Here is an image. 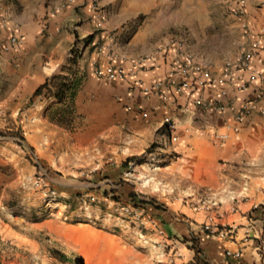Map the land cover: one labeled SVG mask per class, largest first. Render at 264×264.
<instances>
[{
	"label": "crops",
	"instance_id": "crops-1",
	"mask_svg": "<svg viewBox=\"0 0 264 264\" xmlns=\"http://www.w3.org/2000/svg\"><path fill=\"white\" fill-rule=\"evenodd\" d=\"M68 1L0 0V76L10 74L14 82L5 101L0 99V114L10 111L11 118L24 130L23 143L19 142V137L0 135V201L3 205L0 213L17 212L9 206L10 198L23 195L24 187L33 182L40 167L48 172L53 185L63 195L64 201L60 200L56 205L68 206L66 200L79 189H88L89 185L58 173L67 166L64 159H70L71 165L89 164L97 176L104 170L114 172L119 168L120 161L142 155L152 143L166 140L167 152L174 150L178 153L176 159L171 155L163 157L166 171L177 173L188 181L195 198L219 201L223 216L218 220L223 225L232 222V218L244 222L246 217L239 209L236 210L237 205H243V185L236 180L235 161L243 158L238 151L241 143L252 148L253 141L248 130L264 116L255 114L249 117L240 134L234 135L229 126L230 111L221 113L188 106L186 95L180 98L181 106H168L156 95L146 96L126 82L98 78L95 74L97 64L107 65L115 60L128 64L130 59L148 52V49H142V45L155 25L145 22L134 30L126 44L123 25L140 14L162 13L163 0H101L106 7V13L101 15L105 16L104 21L93 10L92 0H72L68 6L57 9ZM247 7V16L264 41V0H247ZM44 26H48L45 33ZM116 29L118 32H114ZM11 35L22 36L24 43L6 50L5 45ZM92 35V42L83 43L87 36ZM78 40H82L79 45L84 44L83 58L79 61L81 73H76L82 79L81 84L74 93L69 91L64 98H59L56 96L58 86L50 82L36 96L38 88L53 75L59 74L56 73L59 66L66 63L70 48ZM155 54V61L151 62L157 66L142 74L147 82L165 78L169 73L164 54ZM25 61L29 64L24 65ZM34 63H37L36 68ZM8 65L10 68H7ZM208 66L213 73L221 72ZM217 90L216 86H210L205 94L211 97ZM234 95L236 93L233 92ZM240 96L244 97L246 93ZM241 97L232 99L234 107ZM68 105L73 109L72 125H76L72 131L66 128ZM167 116L177 122V128L172 132L163 122ZM215 130L230 131L231 138L220 143L213 135ZM243 133L245 136L241 139ZM173 136L176 138L173 139ZM36 194L42 197L40 192ZM248 201L246 204H254V200ZM44 202L55 205L46 200ZM163 207L166 208L165 205ZM158 211L164 220V228L172 237L171 241L182 254L180 262L189 260L194 264L200 260L211 264H264L256 240L260 231L258 223L239 227L235 240L229 241L226 234H211L201 229L205 220L201 212L192 216L186 211ZM180 212H184L185 216ZM30 223L32 232H37L38 223L45 224L34 218ZM64 228L67 229V225ZM73 231L76 239H85L86 251L96 264H116L119 260L120 264H131L130 260L138 256L128 252L121 237L113 232L91 224H74ZM194 234L199 239V253L188 247L189 240L183 241ZM239 248L243 250L239 260L226 255L227 249Z\"/></svg>",
	"mask_w": 264,
	"mask_h": 264
},
{
	"label": "rangeland",
	"instance_id": "rangeland-1",
	"mask_svg": "<svg viewBox=\"0 0 264 264\" xmlns=\"http://www.w3.org/2000/svg\"><path fill=\"white\" fill-rule=\"evenodd\" d=\"M237 4L238 0H163L162 13L140 14L130 19L128 23H124L125 44L134 30L145 22L151 23L155 26L150 30L145 44L142 45V49H148V52L136 57L153 54L160 46L178 41L198 59L221 70L226 61L237 57L250 46L253 31L259 32L247 16V0L246 11L242 15L235 13ZM91 5L95 10L93 3ZM97 7L98 16L101 17L99 19L104 21L105 16L101 15L106 13V7L102 5L101 0H98ZM243 20L247 21L248 27L242 25ZM47 29L48 26H44L43 33L47 32ZM114 32H118V29ZM93 40L94 35L87 36L83 43H90ZM80 41L82 40L72 45L66 63L59 66L56 72L59 73L58 79L53 81V86L60 85L61 80L74 84L76 87L81 84L82 79L79 78V74H76L81 73L79 61L83 58L82 45L84 44L79 45ZM206 59L209 60L206 61ZM28 64L25 61L24 65ZM33 67L36 68L37 63H34ZM7 68H10V65ZM0 73H2L1 68ZM13 84L10 74L7 77L0 76V99L5 101ZM10 114L8 110L0 114L3 119L0 122V135L23 137V128L11 118ZM66 114V128L72 131L76 125H72L71 105H68ZM248 133L251 135L253 146L249 148L241 143L238 151L243 154V158L235 161L236 180L243 185V194H241L243 205H237L236 210L239 209L246 218L244 222H237L232 218V222L226 225L228 227L230 224L237 223L236 230H238L241 226L247 227L250 223H258L260 231L257 233L259 236L256 240L259 243V252L264 258V117L250 128ZM244 136V133L241 134V139H244ZM166 149H168L166 140L162 143H152L147 151L142 155L133 156L130 162L120 161L119 168L114 172L104 170L97 176L89 164L71 165L70 159H64L67 166L58 173L89 185V190L79 189L70 198H66L68 206L47 205L44 202L45 198L36 194L39 191L33 186V182H29L30 185L24 187L25 191L21 197L12 196L8 202L11 209L14 207V211L17 212L7 211L9 215L5 212L0 213V264H96L92 255L86 251L85 239L75 238L74 224L84 226L91 224L119 235L127 251L138 255L134 260H130L131 264H160V261L167 257L173 242L164 228V220L159 209L155 207L156 204L165 205L166 208H161L163 210L186 211L192 216L193 213L201 212L205 219L208 213L207 209L200 206L196 209L201 198H195L192 190L189 189L188 181L176 175L177 173L166 171L163 157L171 155L176 159L178 155L174 150L170 153ZM100 188H102L101 191ZM133 192L139 193L143 200L147 198L146 201L150 202L146 207L161 220L165 235L156 230L145 229L113 209L111 200L126 202L128 201L126 195ZM91 193L98 194L105 200L99 205L97 203L87 205L84 200L89 199ZM248 199L254 200V204H246L250 202ZM62 200L64 201L63 198ZM180 213L185 216L184 212ZM211 214L214 213L211 212ZM33 218L45 223L43 225L38 223L40 228L37 226V232H32L29 228ZM15 220L20 222H13ZM216 221L220 222L218 219ZM64 225H67V229ZM201 229L208 232L203 226ZM167 238L170 241H167ZM184 239L190 241L187 244L188 247H194L199 253V239L196 234ZM120 263H122L120 260L116 262V264ZM178 264H193V262L189 260L180 262L178 259ZM196 264H208V262L196 260Z\"/></svg>",
	"mask_w": 264,
	"mask_h": 264
},
{
	"label": "built area",
	"instance_id": "built-area-1",
	"mask_svg": "<svg viewBox=\"0 0 264 264\" xmlns=\"http://www.w3.org/2000/svg\"><path fill=\"white\" fill-rule=\"evenodd\" d=\"M72 0L62 3L57 9L64 8L70 4ZM94 11L99 10L98 0H92ZM246 11V0H238L235 13L244 14ZM99 13V12H97ZM243 26L248 27L246 20L242 21ZM252 41L250 46L243 50L237 57L226 61L219 74L213 73L209 66L198 59V57L190 51L182 47V43L172 41L159 47L156 52H161L165 56V62L168 63L169 73L165 78H157L151 82H147L143 77V72L148 71L157 66L152 63L155 61L156 54L142 55L126 61H112L107 65L96 66L95 74L98 78L107 81H123L128 83L132 89L140 90L144 95H156L166 105L181 106L180 98L186 95L187 104L191 107H203L212 109L216 112L230 111L231 132L239 135L243 124L247 119L255 114L264 115V41L262 34L252 33ZM24 43V38L20 35H11L5 45L6 50H10ZM210 86L218 88L215 95L206 96V89ZM236 93L234 97L232 93ZM246 93V96L240 95ZM241 97L239 104L234 107L232 99ZM165 127L171 132L177 128V122L173 117L167 116L164 119ZM168 135V131H166ZM214 137L220 143H225L231 138L230 131L213 132ZM176 137L173 136V139ZM19 142L23 143L22 137ZM34 187L41 193L48 203H58L63 195L53 185L48 176V172L40 167L38 173L33 179ZM141 199L143 197L139 195ZM105 200L100 195L91 193L89 199L84 202L101 204ZM112 207L116 212L125 215L132 222L138 224L145 229L159 231L165 235L162 222L152 212L148 210L146 205H136L131 201H113ZM208 210L206 219L202 223L205 230L211 233H223L228 236L229 241L235 240L237 235V225H223L216 221L223 216L219 201L201 198L198 207ZM213 212L214 214H211ZM222 226V227H221ZM170 241V239H166ZM173 245L169 248L167 257L160 261V264H178V259L182 256L179 249ZM226 255L233 259H240L243 255L242 248L233 250L227 249Z\"/></svg>",
	"mask_w": 264,
	"mask_h": 264
},
{
	"label": "trees",
	"instance_id": "trees-1",
	"mask_svg": "<svg viewBox=\"0 0 264 264\" xmlns=\"http://www.w3.org/2000/svg\"><path fill=\"white\" fill-rule=\"evenodd\" d=\"M56 79H58V76L57 75H53L50 79H48V81L45 84H43L40 88L37 89L35 95L37 96V95L41 94L43 89L45 87H47L50 82H53ZM73 86H75V87H73ZM75 90H76V85L70 84V83H67V82H64L63 80H61L60 85H58V90L56 91V96L59 97V98H64V96H66L67 92L71 91L72 93H74ZM132 158L133 157L129 158L127 161L130 162L132 160ZM126 199L131 201V202H134V204H136V205H147V204L150 203V202H148L146 200L141 199L139 197V194H137L135 192H133L131 194H127L126 195ZM155 207L157 209L163 208V206L161 204H156ZM185 241H188V240H185ZM198 251L201 252V249L198 248ZM194 264H196V261L194 262ZM208 264H211V263L208 262Z\"/></svg>",
	"mask_w": 264,
	"mask_h": 264
},
{
	"label": "bare ground",
	"instance_id": "bare-ground-1",
	"mask_svg": "<svg viewBox=\"0 0 264 264\" xmlns=\"http://www.w3.org/2000/svg\"><path fill=\"white\" fill-rule=\"evenodd\" d=\"M0 209H3V207L0 205ZM8 215H9V213L8 212H6ZM29 223V222H28Z\"/></svg>",
	"mask_w": 264,
	"mask_h": 264
}]
</instances>
